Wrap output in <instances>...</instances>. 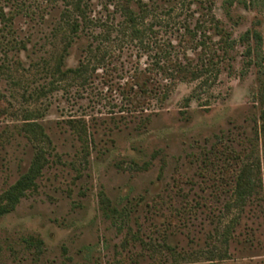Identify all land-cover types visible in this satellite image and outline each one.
<instances>
[{
  "label": "rangeland",
  "instance_id": "1",
  "mask_svg": "<svg viewBox=\"0 0 264 264\" xmlns=\"http://www.w3.org/2000/svg\"><path fill=\"white\" fill-rule=\"evenodd\" d=\"M223 1L0 0V197L46 159L0 264H264V0Z\"/></svg>",
  "mask_w": 264,
  "mask_h": 264
},
{
  "label": "trees",
  "instance_id": "2",
  "mask_svg": "<svg viewBox=\"0 0 264 264\" xmlns=\"http://www.w3.org/2000/svg\"><path fill=\"white\" fill-rule=\"evenodd\" d=\"M224 2H227L228 4H230L231 0H224L223 3ZM76 6L78 8V4H76ZM224 7L225 5L222 4V8ZM223 10L226 14L228 13L227 9H223ZM0 16L1 18H4V12L2 8H0ZM77 27L78 26L76 24H73L71 31L74 33L75 31H77ZM252 37L254 39V49L255 51H258V49H260L259 46L261 45V37L259 33H257V31L255 30L252 31ZM80 70L81 69L78 68L74 72H77ZM68 71L73 72V70H68ZM137 78L138 77L133 76L132 82H135V83H131L130 85L131 94L129 95V98H128L129 99L128 104L133 106V108H138L140 105H142L146 100L147 93L149 92L147 89V84H146L147 77L143 76L142 80L140 81H138ZM259 117L261 120V129L264 130V109L261 111ZM23 131L28 136V138L33 141L34 140L35 141L46 140L47 142L50 143V140L45 134L43 127L41 126V124L37 123L36 121L27 122L23 127ZM45 161L46 159L44 156V150L41 148H38L33 155V158L30 162V165L27 171L24 172L15 181V183L12 184L1 195L0 215L6 214L12 211L15 205L17 204V202L19 201V199L24 195L25 191L35 186V179L39 175L40 169L42 168V165L44 164ZM248 175H249V172L247 171V169L241 171L240 177L238 178V181L236 182L237 188L239 190H243V189L247 190L248 186L250 185Z\"/></svg>",
  "mask_w": 264,
  "mask_h": 264
}]
</instances>
